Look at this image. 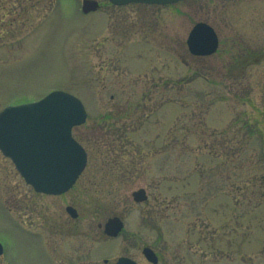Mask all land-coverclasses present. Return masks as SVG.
Returning a JSON list of instances; mask_svg holds the SVG:
<instances>
[{
	"label": "rangeland",
	"instance_id": "374dc122",
	"mask_svg": "<svg viewBox=\"0 0 264 264\" xmlns=\"http://www.w3.org/2000/svg\"><path fill=\"white\" fill-rule=\"evenodd\" d=\"M81 2L0 0V109L68 91L88 112L73 133L89 153L70 190L45 196L0 151L3 264L43 256L30 228L100 231L113 215L123 229L111 241L96 233V259L131 252L142 262L145 243L159 264H264V54L242 75L230 65L236 40L264 48V0H97L86 14ZM199 20L218 34L216 53L188 50ZM139 187L148 197L137 202Z\"/></svg>",
	"mask_w": 264,
	"mask_h": 264
},
{
	"label": "water",
	"instance_id": "95a60500",
	"mask_svg": "<svg viewBox=\"0 0 264 264\" xmlns=\"http://www.w3.org/2000/svg\"><path fill=\"white\" fill-rule=\"evenodd\" d=\"M115 4L128 2L173 3L178 0H110ZM98 6L96 0H82V10ZM187 43L195 54H209L217 47V35L204 22L196 23ZM82 102L73 94L55 90L37 101L8 105L0 111V149L35 190L60 193L68 189L86 163V151L72 136L74 125L85 121ZM135 201L147 198L144 188L132 192ZM123 222L118 216L108 218L104 232L116 235ZM1 250V247H0ZM144 253L151 258L147 247ZM116 264H134L120 258Z\"/></svg>",
	"mask_w": 264,
	"mask_h": 264
},
{
	"label": "flooded vegetation",
	"instance_id": "af4514ba",
	"mask_svg": "<svg viewBox=\"0 0 264 264\" xmlns=\"http://www.w3.org/2000/svg\"><path fill=\"white\" fill-rule=\"evenodd\" d=\"M237 47L235 48V56L230 64L233 67H237V74L244 73L249 66L252 65L251 57L254 55L255 60L256 56L259 54H264V48L258 51L251 50L249 47L244 45L241 41L236 40ZM218 43H220V39L218 37ZM219 49V44L218 48ZM216 50V51H217ZM216 51L214 53H216ZM258 52V53H257ZM39 193V192H37ZM65 193V192H64ZM62 194H58L59 196H62ZM41 195L47 196L48 194L39 193ZM264 197V196H263ZM72 207H74L78 213L77 217H73L71 214H69L66 211V206L64 207L66 214L70 216L72 219H76L79 217V210L77 206L70 204ZM45 227L43 230L39 231L38 229L30 228L34 231L39 232L40 238V246L42 250L43 256L40 257L37 261H35V264H113L116 259L119 256L125 255L129 256L137 261L139 264H159L160 263V249L151 244H145L140 247V251L142 254L143 261H139L136 258L135 253H129V252H118L113 256L107 257L102 256L99 258H95L94 256V250L96 248V239L94 238L96 233L98 234V238L105 239L107 241H111L112 239L118 237V235L115 237L109 236L104 232L102 223H97V227L100 231H97L96 228H93V223L90 228H84L83 232L79 231V225L81 227H84L85 224H80L76 222H46ZM87 230V231H85ZM51 235H55L54 237H49V232ZM82 233V234H81ZM80 235H87L88 237H80ZM2 242V241H1ZM3 244V242H2ZM150 246L157 255V261L152 262L148 260L143 255V247L144 246ZM4 253V245L2 252L0 253V264H3V261L1 260L2 255ZM188 264H190V260H187Z\"/></svg>",
	"mask_w": 264,
	"mask_h": 264
},
{
	"label": "bare ground",
	"instance_id": "6f19581e",
	"mask_svg": "<svg viewBox=\"0 0 264 264\" xmlns=\"http://www.w3.org/2000/svg\"><path fill=\"white\" fill-rule=\"evenodd\" d=\"M189 32V31H188Z\"/></svg>",
	"mask_w": 264,
	"mask_h": 264
}]
</instances>
